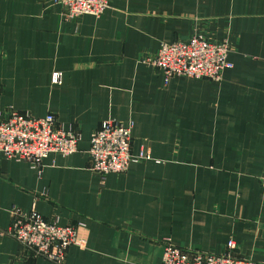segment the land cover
Instances as JSON below:
<instances>
[{"label":"crops","instance_id":"crops-1","mask_svg":"<svg viewBox=\"0 0 264 264\" xmlns=\"http://www.w3.org/2000/svg\"><path fill=\"white\" fill-rule=\"evenodd\" d=\"M225 38L218 81L165 80L142 60L160 41ZM60 72V81L50 74ZM50 112L76 150L39 168L0 156V264H56L7 234L11 205L58 223L83 220V246L60 264H157L165 242L264 262V0H107L63 18L51 0H0V114ZM131 120L122 172L90 169L100 120Z\"/></svg>","mask_w":264,"mask_h":264},{"label":"built area","instance_id":"built-area-1","mask_svg":"<svg viewBox=\"0 0 264 264\" xmlns=\"http://www.w3.org/2000/svg\"><path fill=\"white\" fill-rule=\"evenodd\" d=\"M60 7L63 18L88 13L99 16L107 0H51ZM229 44L225 38L213 40L201 32L185 39L160 41L154 54L142 58L158 68L164 80L172 75H187L218 81L232 63L227 58ZM53 82L60 81V72L50 74ZM132 122H120L112 118L100 120L91 131L87 147L90 169L104 175L122 172L131 161L149 158L148 152L139 149L129 151ZM76 135L70 126L64 128L55 123L50 112L32 115L12 108L0 114V156L24 160L31 167L39 168L43 156L49 152L68 154L76 150ZM264 188V169L259 175ZM7 234L35 254L56 264L62 263L69 245L83 246L88 229L83 220L58 223L44 218L31 205L27 210L11 205ZM233 241L227 240L225 250L219 253L184 249L165 242L157 264H264L249 258L234 256L230 250Z\"/></svg>","mask_w":264,"mask_h":264},{"label":"rangeland","instance_id":"rangeland-1","mask_svg":"<svg viewBox=\"0 0 264 264\" xmlns=\"http://www.w3.org/2000/svg\"><path fill=\"white\" fill-rule=\"evenodd\" d=\"M54 153V152H53Z\"/></svg>","mask_w":264,"mask_h":264}]
</instances>
